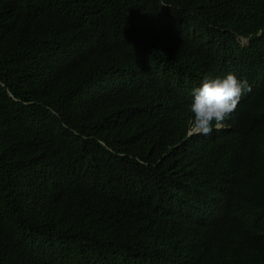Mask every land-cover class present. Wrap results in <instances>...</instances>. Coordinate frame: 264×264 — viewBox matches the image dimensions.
Segmentation results:
<instances>
[{"label": "trees", "instance_id": "1", "mask_svg": "<svg viewBox=\"0 0 264 264\" xmlns=\"http://www.w3.org/2000/svg\"><path fill=\"white\" fill-rule=\"evenodd\" d=\"M228 73L251 91L202 157L192 92ZM22 259L264 264V0H0V262Z\"/></svg>", "mask_w": 264, "mask_h": 264}, {"label": "clouds", "instance_id": "2", "mask_svg": "<svg viewBox=\"0 0 264 264\" xmlns=\"http://www.w3.org/2000/svg\"><path fill=\"white\" fill-rule=\"evenodd\" d=\"M239 39L248 41V37L244 35H240ZM250 91L251 85L247 80L238 79L233 73H228L222 78L219 76L204 78L200 85L193 89V98L189 105L192 117L188 120L182 142L189 141L202 144L203 157L206 150L203 139H207V136L212 137L226 129L225 120L236 109L242 95ZM169 159L175 161L183 158L173 150ZM204 179L205 176L201 173L191 172L185 182L188 187L197 189L198 181L204 182ZM22 263L33 264L34 259H22ZM0 264L4 263L1 261Z\"/></svg>", "mask_w": 264, "mask_h": 264}, {"label": "bare ground", "instance_id": "3", "mask_svg": "<svg viewBox=\"0 0 264 264\" xmlns=\"http://www.w3.org/2000/svg\"><path fill=\"white\" fill-rule=\"evenodd\" d=\"M235 11H236V10H235ZM216 52H217V51H216ZM216 52H215V53H216ZM217 54H218V53H217ZM217 54H216V55H217ZM217 58H218V56H217ZM217 58H214V59H217ZM210 60H211V58H210ZM217 60H218V59H217ZM213 61H214V60H213ZM214 63H215V61H214ZM212 64H213V63H212ZM220 212H222V211H220Z\"/></svg>", "mask_w": 264, "mask_h": 264}]
</instances>
